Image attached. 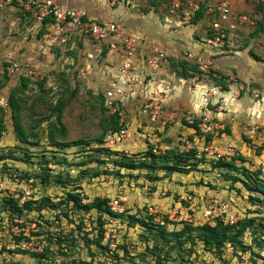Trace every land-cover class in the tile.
I'll return each mask as SVG.
<instances>
[{
  "label": "rangeland",
  "instance_id": "374dc122",
  "mask_svg": "<svg viewBox=\"0 0 264 264\" xmlns=\"http://www.w3.org/2000/svg\"><path fill=\"white\" fill-rule=\"evenodd\" d=\"M34 1L36 0H13L6 8L0 9V107L6 126L0 138V158H14H8L5 162L0 161V179L5 185V189L0 193V210L2 211L6 205V199L11 198L27 197V199L41 201L43 197H50L55 204H58L68 193L80 192L90 201L95 198H109L110 201H113L121 192L127 196L128 201L125 206L131 213H142L144 202L148 199L149 203L156 202L155 205L162 218L164 214H175L176 210L183 206L184 201L190 204L198 202L201 207L203 205L206 207L221 200L223 203L229 204V208L233 210L232 215H236L238 218L248 215L255 219L254 228L241 238V244H238L236 248L232 249L227 246L225 251L216 252L217 255L209 252L208 258L197 257V264H264L261 260L257 261L258 256L248 250L255 245L253 243L254 235L251 234V231L260 225L264 227V199L256 198L257 200L254 202L250 199L249 192L244 189H230L229 185L232 181L227 180L224 176L226 172L221 168L213 167L211 163H207L202 166L203 172H194L189 176H186L188 174L173 175L174 177L166 176L165 172H159L160 180L158 181H151L154 176L151 174L147 177L146 173H139L141 171L128 174L129 172L123 170L121 176H115L114 170L112 171L114 166L110 165L114 160L98 152L101 137L111 130L112 126L111 117L103 106L101 89L103 87L102 76L111 66L110 61L114 59V55L109 52L106 43L94 41L87 35H79L75 29L69 28L67 25L63 27L64 31L62 32L54 29V23L43 26L38 20L40 8L32 5ZM103 1L107 5L113 3L112 0ZM60 4L64 6V0H60ZM27 6H31V9ZM217 18L215 17V19ZM259 19V21L258 18L255 19L253 29L258 27L261 29L258 31V43L261 51L259 55L264 57V17ZM8 56L12 60L14 59L19 67L18 71L13 74L8 70L10 66L7 62L10 60H8ZM179 65L176 64L177 67ZM218 73L219 70L211 72L209 75L204 73L199 79L206 82V80H210L209 76L216 77ZM204 77L207 78L204 79ZM227 78L229 77L226 76ZM200 80L195 81V84H198ZM252 80L245 83L238 78H235L234 81L229 80L236 89L233 92L231 90L232 94L236 91L239 93H236V97L231 95L225 100H221L224 98H219L220 96H217L216 99L222 101V108L226 107L220 111L227 115L226 120H223L222 123L231 125L238 122L236 137L240 140L245 142V135L251 136L252 126H259L258 133L253 136L254 138H249L253 142L252 145L248 143L249 147L246 145L243 151L240 148L235 149L233 146L236 152L230 157H238L239 153L247 156L252 161H249L246 166L255 172L260 170L264 179V150L260 149V143L264 149V103L258 101L264 97L257 95L254 91L258 82ZM193 83L191 80V88L195 86ZM204 89L207 94L212 92L207 91L205 87ZM11 97L16 102L15 110L20 116L21 126L29 137L27 143L17 137L9 106ZM60 103L62 106H57ZM138 105L132 103L127 115H130L131 110H136ZM179 106L183 109L181 105ZM183 110L185 111L180 112L179 115L181 119H185L183 125L185 123L188 126L186 118L190 112L187 111L189 109ZM157 123L159 122H154V124ZM53 125L65 130L64 140L60 138L57 131H54L55 141L68 143V147L55 146L49 142L48 135ZM158 135L155 132L152 137L160 138ZM224 135L232 139V135L227 133ZM154 137L151 139L152 144L162 152L168 151L164 148L165 145H162L160 140ZM175 142L176 144H173L174 146L170 149L183 151L190 141L186 139L183 142ZM143 143L144 141L140 145ZM152 144L147 142L146 149H149ZM182 144H184L183 148ZM227 149L228 147L225 151ZM186 150L188 148H185L184 151ZM141 155L132 153L128 159L139 161L142 159ZM237 164L241 175L242 162L238 160ZM228 177H233V175L229 176L228 174ZM134 180L138 182L136 183ZM209 185L215 188L212 189ZM240 187H242L241 183ZM222 190L224 194L220 199L215 194L220 195ZM211 192L214 193L210 194ZM252 195L259 197L258 194ZM62 207H65V204L53 210L54 213L44 211L45 215L50 214L48 222H45L46 219L42 216L36 219L39 223L44 222V227L50 226H48V230L55 233L60 244L56 241L50 242L46 236L41 237L38 233H42L43 228L38 226L37 232L32 228V224L37 222L36 220L30 222L27 220L28 218L26 220L15 218L10 232L7 233H3L2 226H0V237L4 241L3 250L0 252V264L142 263L143 254L147 252V248L139 238V231L132 229L131 233L128 232V235L125 236L123 229L120 234V241L123 243L120 245V253L128 250V254L124 253L125 256L120 257L117 254L118 250L110 259L106 254L108 251L103 246L89 247L88 241L92 240L95 237V231L99 230L98 223L92 224L89 215H87L81 229L78 225L82 218H79L81 215H78L76 224H69L67 218L56 215L60 213ZM94 212V216L98 217V213ZM1 217L4 216L1 215ZM174 219L179 222L176 215ZM16 220L22 222L19 225L18 233L23 232L30 238L32 237L31 240L24 239L25 241L39 242L44 248L47 247L48 252H46L47 256L44 260L34 257L39 253L16 246L18 241L13 233V229L17 227ZM93 220L96 222V219ZM125 225L127 222H122V226ZM197 229L194 228L193 232H197ZM185 245L188 246L189 243ZM202 253L200 252V254ZM141 256L142 258H140ZM194 261L189 263L195 264L196 261ZM171 264L181 263L172 261Z\"/></svg>",
  "mask_w": 264,
  "mask_h": 264
},
{
  "label": "crops",
  "instance_id": "0c3cea01",
  "mask_svg": "<svg viewBox=\"0 0 264 264\" xmlns=\"http://www.w3.org/2000/svg\"><path fill=\"white\" fill-rule=\"evenodd\" d=\"M223 1L228 2L230 6L231 13L227 19H222L217 12H214L216 7ZM177 2L182 3L181 7L175 8L174 4ZM64 3L68 7L87 11L89 20L111 21L120 24L130 34L143 39L140 49L142 53H148L150 46L157 44L169 56L170 66L159 77L162 82L155 83L153 87L154 90L159 88L165 90L163 112L161 119L158 121L159 123L154 124L148 118L142 117L138 109L131 110L128 116V129L131 131L132 137L117 146V151L126 155L132 153L144 154L148 150L145 145L148 139L154 137L152 135L155 132L159 134L160 138H154L160 140L168 151L172 150L170 148L174 146L173 144H176L175 141L183 142L186 139L190 142L186 144L187 147L183 148L185 142L181 145L183 151L188 148V150L196 149L200 153L208 146L225 151L231 145L235 149L240 148L243 151L246 145L249 147V139L246 135L247 139L244 138L245 142L236 137L238 134V131H236L238 122L231 125L222 123L223 120H226L227 115L220 111L226 107L222 108V101L216 99V97L224 98L221 100L228 99L231 95L236 97V93L238 94L239 92L236 91V93L232 94L236 89L230 83L235 78L244 83L252 79L253 82H258L257 87H254V91L257 95L264 97V57L259 55V52H261L258 43L259 27L253 29L255 19L258 18L259 21V18L264 17V0H117L111 5H107L103 0H64ZM192 3L197 4L199 9L189 19L186 13L190 10V4ZM197 13H201V15L194 17ZM215 17H218V20ZM244 19H248V21ZM215 23L220 24L222 32L228 38L229 45L225 48L211 50L205 46V42L216 35ZM187 53H192L195 56L211 54L219 67L218 75L214 78L209 76L210 80H206V82L200 80L199 77L203 75L191 72L192 67L196 64L186 58L185 55ZM113 60H115V55ZM176 64H180L179 68ZM213 75L215 76V73ZM223 75L229 77L226 79L227 89L218 82L220 79L217 77ZM197 77L198 79L196 80ZM206 78L204 77V79ZM102 79L103 85L106 86L103 76ZM191 80L194 82V88L190 87ZM198 80L200 82L195 84V81ZM204 87L207 88V91L212 92L207 94ZM258 101H263L264 103V98H260ZM177 104L181 105L183 109H189L187 111L190 112L189 115H193L195 121H201L205 114V107L210 109L212 111V131L204 134L200 129L198 133L196 129L186 126L185 123L183 125L185 119H181L179 113L185 110L179 105L177 106ZM231 120L233 121V119ZM163 121H168L167 126L163 125ZM169 125L171 126L169 127ZM137 129L138 131H136ZM224 133L232 135V139L225 137ZM143 141V145H140ZM260 146L263 147L261 143ZM237 152L239 153L240 151ZM241 154L239 153V157L242 159L252 161ZM205 157L213 160L208 155ZM200 172H203L202 167ZM181 175L174 174V176ZM189 175L191 174L186 176ZM134 182L136 181L134 180ZM211 188L214 189L215 187L211 185ZM212 193L214 192L210 194ZM222 194H224L223 190L220 195L215 194V196L221 199ZM155 203V201L149 203L147 199L144 202V207L151 204L155 205ZM185 203H187V206H185ZM182 204L183 206L179 207L180 209L178 210L180 214H185L186 209L192 213L201 214L208 207L204 205L201 207L198 202L190 204L184 201ZM168 228L172 231L171 226ZM190 246L189 244L188 248ZM208 253L200 254L197 249L189 259L190 261L195 260L196 262H194L197 264L196 258H208Z\"/></svg>",
  "mask_w": 264,
  "mask_h": 264
},
{
  "label": "trees",
  "instance_id": "16d2710c",
  "mask_svg": "<svg viewBox=\"0 0 264 264\" xmlns=\"http://www.w3.org/2000/svg\"><path fill=\"white\" fill-rule=\"evenodd\" d=\"M200 15L201 13H197L194 17H199ZM54 22L55 17L53 15H48L41 21L43 26H47L49 23ZM258 31H261V29L259 28ZM225 41H228L227 37L225 38ZM191 72H193L194 74H199L200 71L198 70V66L194 65V67H192ZM224 80H226V76L223 75L221 76L220 81L218 82L224 85L223 87L227 89L226 81ZM105 90L106 87L103 85L101 89V97L103 100L104 109L111 117L110 119L112 120V126L110 128L111 130H108L107 133L103 134V136L101 137L98 152L103 155H107L106 157H109L110 159L114 160L113 164L110 165L114 166V168L112 167V171L114 170L115 176H121L123 174L122 172L124 171L129 172L128 174H132L135 171H141L139 173L142 174L144 172L147 174V177L152 174L154 178L151 181H158L160 180V177L158 175L159 172H165L166 176H172L176 173L191 174L200 171L203 165L211 163L213 167H219L221 168V170L226 172L224 173V176L227 178V180L230 179L232 181V183L229 185L231 187L230 189H244L245 191L249 192V197L254 202L257 200L256 198L264 199V179L262 173L260 172V170L255 172L250 167L248 168L246 164L249 162V160H246L244 158L242 159L239 156H235L232 158L231 161L227 162L222 159L209 160L205 157V153H199L196 149H189L186 151L172 149L156 154L153 152L154 147L151 145L150 148L144 154L141 155L142 159H140L139 161L130 159V161L128 159V155H126L125 153L117 151L116 149L106 147L105 144L107 136L110 133L116 132L118 131V129H120V119L118 113L111 114L110 109L107 105ZM9 106L11 110V117L14 121L15 131L18 134L17 137L22 142L27 143L29 137L21 126L20 116L15 110L16 102L13 97H11V99L9 98ZM57 106L62 105L60 103ZM60 109H62V107H60ZM0 111L2 113L1 107ZM1 113L0 138L6 128V126L4 125L3 113ZM199 123L200 121H195L193 125H189L188 123L187 124L191 128L196 129V131L199 133ZM51 129L52 130L48 135L49 142H51V144L55 146L63 148L68 147V143H57L55 141L54 131H57L60 138L64 140L65 130L63 128L59 129L55 125H53V128ZM245 138L247 139V137ZM248 142L252 144V141H250V139L248 140ZM260 149L261 151L264 150L263 147H260ZM8 158L14 159L11 157H2L0 158V161L5 162ZM237 160L242 162L241 167L243 168V176L242 174L240 175L238 171L239 165L237 164ZM228 174L229 176L232 174L233 177L229 178ZM240 183L242 187H240ZM252 194H258L259 197H253ZM82 195L84 194L80 192H70L66 195L65 198L62 199L61 203L58 204H55L53 202V199H51L50 197H43L41 201L27 199V197L6 199V205H4L2 211L0 210V224L2 226V232H10L12 228L11 226H13L12 224L15 218H23L25 220L28 218L27 220L33 222L34 220L42 216L47 220L50 218V214L45 215L44 211L54 213L53 210L65 204V207H62L60 213H57L56 215L67 218L69 224H76L78 215H81V217L79 218H82L81 223L78 225V227L81 229L83 228V220L87 215H89L92 224L98 223L99 230L95 231V237H93L92 240L88 241L90 248L92 246H103L106 251L108 250V247L104 245L105 220L114 218L121 220V222L123 223L127 222V225H125L124 227L122 226L118 232L119 237L117 238V241L119 251L117 250V254H119L120 257L125 256V254H128V250L124 252L125 254L120 253V245L123 244L120 241V234L124 229V235L127 236L128 232L130 234L131 230L133 229L139 231V238L142 240V243L145 244V248H147V252L143 254V259L148 260H143L141 264H171L172 261L180 262L181 264H186L187 262V264H191L189 263V258L194 252H196L197 249H200L199 251L203 253L213 252L215 253V255H217L216 252L225 251L227 246H230V248L234 249L238 246V244H241V238L244 237L250 230H252V228H254L255 219L250 218L248 217V215H246V217L240 216L238 222L235 224H230L221 217H218L213 224H205L202 226L182 223L180 227L177 224H173L174 227H171L172 231H170L168 226L171 223L167 219H165L164 224L157 223L154 220V217L147 214L148 206L144 207L142 213H131L129 209H126L125 212L120 213L112 210L111 207L113 201H110L109 198H95L89 203L84 204ZM22 199H25V201L22 205H20ZM185 206H187V203H185ZM94 211L98 213V217L94 216ZM232 213L233 210L229 212V215H232ZM1 215H3L4 217H1ZM93 219H96V222H94ZM46 220L45 222H48V220ZM36 223L40 228H43L42 233H38L41 237L46 236L50 242L56 241L60 244V240H57L55 233H52L50 230H48L49 225L44 227V222L39 223V221H37ZM194 228H198L197 232H193ZM251 234L254 235L253 243L255 245H250L253 246V248L250 247L248 250H250L252 254H256L258 256L257 261L261 260L264 262V227H262L261 225L256 227V229L251 231ZM14 237L18 242H21L24 239L31 240L32 238H30V236H27L23 232L15 234ZM125 239H127V237H125ZM188 243L191 245L190 248L185 245ZM151 246L153 247L150 248ZM127 248L129 249V247ZM44 249V251L40 252L39 254H36L34 257L37 259L44 260L47 256L46 252H48L47 247H45ZM256 249H258V251H256ZM106 254L111 259L112 255H110L108 252H106ZM140 258H142V256Z\"/></svg>",
  "mask_w": 264,
  "mask_h": 264
},
{
  "label": "built area",
  "instance_id": "2783aa9c",
  "mask_svg": "<svg viewBox=\"0 0 264 264\" xmlns=\"http://www.w3.org/2000/svg\"><path fill=\"white\" fill-rule=\"evenodd\" d=\"M116 2L117 0H112ZM13 0H0V9L6 8ZM32 2L36 8H40L38 13V20L41 22L46 16L53 15L55 22L53 24L54 29L64 31L63 27L66 25L69 28L75 29L79 35H87L94 41L100 43H106L110 53L115 55V60L111 61V66L107 68L103 77L106 82L105 96L107 105L111 114H119L120 129L116 132H112L107 136L105 146L111 149H115L118 145L126 142L132 137L131 132L128 130V115L129 108L132 103L139 104L138 112L142 117L148 118L151 122L159 121L162 117L163 104L165 100L164 92L162 88L153 89L155 83L162 82L159 78L161 73L170 66L168 54L157 44L150 46L148 53L141 52L142 41L138 36L130 34L124 27L116 22L111 21H93L89 20L87 11L80 9H73L66 4H60V0H41ZM175 8L181 7L182 3L177 2ZM31 9V6H27ZM197 4H190V10L186 13L187 18L190 19L191 15L198 11ZM222 19H227L231 13L229 3L226 1L221 2L215 9ZM188 19V20H189ZM214 28L217 30L214 37L209 38L205 42L207 48L221 49L229 45L228 41H225L226 35L221 30L219 23L214 24ZM186 58L193 61L197 66L200 73L210 74L211 72L218 71L219 68L215 63L211 54L207 56L193 55L187 53ZM10 59V60H9ZM8 62L10 64L8 70L11 74L17 72L19 67L15 60L8 56ZM233 80V79H231ZM162 87V86H161ZM205 114L202 117L199 128L204 134H208L212 131L211 116L212 111L205 107ZM168 121H163V125H166ZM186 122L189 125H193L195 119L189 115L186 118ZM127 125V126H126ZM259 126H252L250 138L258 133ZM254 140V139H253ZM149 143H152L151 139H148ZM253 143V142H252ZM153 152L156 154L161 153L157 146H154ZM254 147V146H253ZM257 147V146H256ZM236 150L231 145L227 151H220L212 146L205 147L201 153H205L209 157L219 160L231 161ZM18 181V180H16ZM5 189L3 181L0 179V193ZM1 195V194H0ZM83 196V203H89L90 200ZM25 199L21 200L20 205L24 203ZM128 199L123 193H119L112 202V210L115 212L123 213L126 211V203ZM218 203L208 206L201 214H195L187 210L185 214L179 213L176 210L175 214H164L161 218L160 211L156 205H148L147 214L154 217L157 223L164 224L167 219L171 224L168 227H174L173 224L181 225L182 223H188L191 225L202 226L205 224H213L214 221L221 217L230 224H235L239 220L236 215H229V204L223 203V201H216ZM231 210V209H230ZM179 218V222L174 219V216ZM170 219V220H169ZM1 220V219H0ZM63 221L65 219H62ZM15 229L13 233L17 234L19 225L22 224L21 220H16ZM32 228L39 230L36 222L32 224ZM1 226V224H0ZM122 226V222L119 219H106L105 220V239L104 245L108 247V253L113 255L118 250L119 229ZM17 230V232H16ZM12 237V235H11ZM23 249L31 250L32 252L40 253L43 251L44 246L39 242L34 241H21L16 245ZM4 241L0 237V252L3 250Z\"/></svg>",
  "mask_w": 264,
  "mask_h": 264
}]
</instances>
